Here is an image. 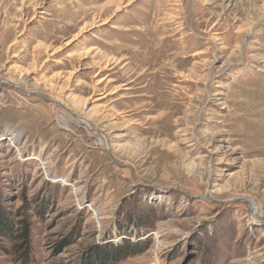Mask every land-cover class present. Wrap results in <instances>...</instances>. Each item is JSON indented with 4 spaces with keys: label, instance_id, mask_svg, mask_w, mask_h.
I'll list each match as a JSON object with an SVG mask.
<instances>
[{
    "label": "rangeland",
    "instance_id": "1",
    "mask_svg": "<svg viewBox=\"0 0 264 264\" xmlns=\"http://www.w3.org/2000/svg\"><path fill=\"white\" fill-rule=\"evenodd\" d=\"M2 213L0 264H264V0H0Z\"/></svg>",
    "mask_w": 264,
    "mask_h": 264
},
{
    "label": "trees",
    "instance_id": "2",
    "mask_svg": "<svg viewBox=\"0 0 264 264\" xmlns=\"http://www.w3.org/2000/svg\"><path fill=\"white\" fill-rule=\"evenodd\" d=\"M17 225L20 227L18 234L13 229ZM12 225L10 220L7 219L4 213L0 214V237H7L13 240L16 244L13 246V250L20 256L24 261H28L30 256V240L29 231L30 223L25 219H19L18 224ZM16 227V228H17ZM127 246L119 247L118 249L105 248L100 251L97 257L93 258L96 264H111L118 263L126 256L135 255L136 252L140 251H126ZM108 249V250H107ZM111 249V250H109Z\"/></svg>",
    "mask_w": 264,
    "mask_h": 264
},
{
    "label": "bare ground",
    "instance_id": "3",
    "mask_svg": "<svg viewBox=\"0 0 264 264\" xmlns=\"http://www.w3.org/2000/svg\"><path fill=\"white\" fill-rule=\"evenodd\" d=\"M258 21V20H257ZM71 55V54H70ZM69 58V57H68ZM55 63H57V62H55ZM62 63V62H61ZM58 65V64H57ZM62 65V64H61ZM65 120H73L74 122H79V123H83L80 119L78 120V118H69L68 119V117H63V119H62V121H60L59 123L61 124V125H63V126H65ZM84 121V120H83ZM86 126H88V125H86ZM90 130V129H89ZM91 131V133L96 137V138H98V140H100V142H101V144L103 145V146H106L107 145V139H105L101 134H98V132L96 131V130H90ZM20 137V132H17V134H15V135H13V136H10V139H9V141H13V143L15 142V141H17V139ZM16 144V143H15ZM12 146V145H11ZM62 181H64V179H61ZM249 205H250V210H251V216L254 218L253 220L254 221H259L258 219H257V217L256 216H258L259 214H260V209H259V207L256 205V203H254V202H249Z\"/></svg>",
    "mask_w": 264,
    "mask_h": 264
},
{
    "label": "water",
    "instance_id": "4",
    "mask_svg": "<svg viewBox=\"0 0 264 264\" xmlns=\"http://www.w3.org/2000/svg\"><path fill=\"white\" fill-rule=\"evenodd\" d=\"M263 225H264V222L260 221Z\"/></svg>",
    "mask_w": 264,
    "mask_h": 264
}]
</instances>
